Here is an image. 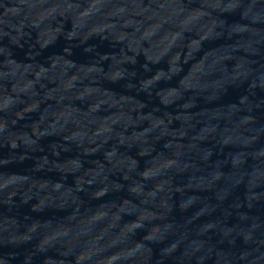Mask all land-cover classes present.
<instances>
[{"label": "water", "instance_id": "95a60500", "mask_svg": "<svg viewBox=\"0 0 264 264\" xmlns=\"http://www.w3.org/2000/svg\"><path fill=\"white\" fill-rule=\"evenodd\" d=\"M0 264H264V0H0Z\"/></svg>", "mask_w": 264, "mask_h": 264}]
</instances>
